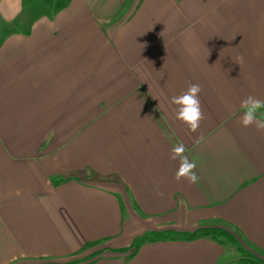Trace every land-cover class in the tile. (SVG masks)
Here are the masks:
<instances>
[{"label":"crops","instance_id":"crops-1","mask_svg":"<svg viewBox=\"0 0 264 264\" xmlns=\"http://www.w3.org/2000/svg\"><path fill=\"white\" fill-rule=\"evenodd\" d=\"M26 6L0 0V264L264 262V131L240 123L264 100V0ZM190 83L196 131L172 103ZM212 227L242 250L181 237Z\"/></svg>","mask_w":264,"mask_h":264},{"label":"clouds","instance_id":"clouds-1","mask_svg":"<svg viewBox=\"0 0 264 264\" xmlns=\"http://www.w3.org/2000/svg\"><path fill=\"white\" fill-rule=\"evenodd\" d=\"M202 88L199 84L190 83L187 90L179 95L172 97V103L178 105L177 119L186 123L192 131H196L203 117V110L199 94ZM243 114L240 123L244 127L255 125L258 131H264V100L249 95L241 101ZM186 146L183 143H177L172 148L171 159L179 158L180 165L175 173L177 181L187 179L189 183H197L200 179L195 171L197 163L195 159H189L185 154ZM16 195H21V190L16 189Z\"/></svg>","mask_w":264,"mask_h":264},{"label":"trees","instance_id":"trees-1","mask_svg":"<svg viewBox=\"0 0 264 264\" xmlns=\"http://www.w3.org/2000/svg\"><path fill=\"white\" fill-rule=\"evenodd\" d=\"M177 234H174L173 232L171 233H164V234H158V233H153V235L145 234L143 237L137 238L136 244H140L141 242L149 239L150 237H155L156 239H168L170 237H173ZM181 237L185 239H194V238H199V237H211L215 240L219 241H227L230 242L229 240L233 241L234 244L239 245V241L236 238V236L228 229L224 227H212V228H203L198 231H195L193 233H183L181 234ZM240 246V245H239ZM134 246L133 248H135ZM241 248V247H240ZM239 249V247H238ZM98 255V254H97ZM241 261L244 264H264L263 261H261L257 256L251 255V254H244L243 258ZM92 261H88L86 264H90Z\"/></svg>","mask_w":264,"mask_h":264},{"label":"rangeland","instance_id":"rangeland-1","mask_svg":"<svg viewBox=\"0 0 264 264\" xmlns=\"http://www.w3.org/2000/svg\"><path fill=\"white\" fill-rule=\"evenodd\" d=\"M42 2H52L53 4H62L64 2H67V0H27V10L30 11V10H33V8L37 7L38 4H41ZM47 10H52V9H56V8H53L52 6L50 8H46ZM156 233H160V234H164V233H171L169 231H159V232H156ZM150 235H153V233H150ZM230 244L235 246L237 249L239 247V250H242L240 248V246L238 244H234L233 241L229 240ZM244 255V254H243ZM78 261H80L79 259H77ZM76 259H73V260H70L69 262H64V263H61V262H55V261H46V262H43L42 264H75L76 262H78ZM86 261H83L81 263H85ZM79 264V263H78Z\"/></svg>","mask_w":264,"mask_h":264}]
</instances>
